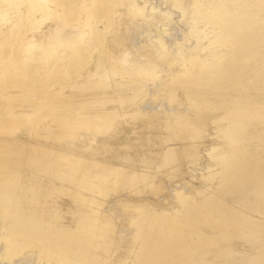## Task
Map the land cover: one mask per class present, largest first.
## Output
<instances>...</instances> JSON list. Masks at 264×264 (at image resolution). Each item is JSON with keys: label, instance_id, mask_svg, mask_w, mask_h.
I'll return each mask as SVG.
<instances>
[{"label": "rangeland", "instance_id": "1", "mask_svg": "<svg viewBox=\"0 0 264 264\" xmlns=\"http://www.w3.org/2000/svg\"><path fill=\"white\" fill-rule=\"evenodd\" d=\"M54 1L0 0V264H264V0Z\"/></svg>", "mask_w": 264, "mask_h": 264}, {"label": "bare ground", "instance_id": "2", "mask_svg": "<svg viewBox=\"0 0 264 264\" xmlns=\"http://www.w3.org/2000/svg\"><path fill=\"white\" fill-rule=\"evenodd\" d=\"M1 1H3L4 3L6 2V3H9L8 5H11L12 7H18V3L19 4H22V3H25V2H28L29 4H32L35 8H36V5H37V1L38 0H1ZM50 1V0H49ZM54 1V0H53ZM54 3H55V1H54ZM36 4V5H35ZM27 5V4H26ZM16 7V8H17ZM28 7H31L30 5L28 6ZM34 7H32V8H34ZM100 7V6H99ZM103 8L101 7V8H99V11L102 13L103 11ZM138 10H140V8H138ZM2 16V15H1ZM5 16V15H4ZM3 17V16H2ZM5 18V17H4ZM76 19V18H75ZM5 20V19H4ZM3 20V21H4ZM43 20V19H42ZM46 21V20H45ZM83 20H81V22H80V24H84L83 26L85 27L86 26V28H89V31L87 30V32H86V34H90V35H92L93 37H95L96 36V23H94V22H92L91 21V19L90 20H86V21H83ZM67 22H69V20H67ZM75 30V29H74ZM54 31V30H53ZM53 31L51 30V34H53ZM77 34V33H76ZM20 35V34H19ZM22 35V34H21ZM24 35V34H23ZM59 35V33H56V34H53L51 37H50V39H54V36H58ZM17 37V36H16ZM22 36H18L17 38L20 40V39H22L21 38ZM16 38V40L15 41H17L18 39ZM76 38L77 39H82L83 38V35L82 34H77L76 35ZM70 41V40H69ZM160 41H162V39H159V41H158V43L160 42ZM166 41V40H165ZM43 44H46V41H44V42H42ZM42 43H38V44H36V45H38V47H41V45H42ZM168 43V42H167ZM25 44H27V43H25ZM170 44V43H169ZM20 45V44H19ZM36 45H34V46H36ZM80 45V44H79ZM160 45V46H159ZM159 47H160V49H163V50H165V48H166V45H165V43L163 42H161V43H159ZM80 46H83V44L82 45H80ZM79 46V47H80ZM72 47V46H71ZM78 47V48H79ZM195 47H197V44L195 45ZM43 48V47H42ZM48 48V47H47ZM47 48H46V50L44 49H40L39 51H37V48L35 47V54L36 53H38V55H40V52H41V58H43L44 56H46L47 55ZM78 48H77V46H76V50H74L75 49V45H74V49H73V47H72V50L75 52L76 51V54L77 53H80V52H78ZM80 49V48H79ZM179 50V49H178ZM180 50H182V49H180ZM159 51V50H158ZM55 53V52H54ZM164 53V52H163ZM52 55V54H51ZM124 55V54H123ZM39 56V57H40ZM124 57V56H123ZM120 58V59H117V60H115V59H111V61H112V65H111V70H112V72H113V74H117V73H120V75L122 74V76H130V78H133L134 79V86L132 85V87H128V89L130 90V89H132L134 92L135 91H137L138 90V86L137 85H140L141 84V80H145L147 77V75L149 74L148 72L150 71L148 68H146L145 66H143L142 64H140V63H137L136 61H134V60H132V58H130L129 57V55L127 54L124 58ZM48 58V57H47ZM45 59V58H44ZM43 59V60H44ZM39 60V59H38ZM37 59H36V62L38 61ZM110 61V62H111ZM127 66L126 68L124 67V66ZM109 71V70H108ZM139 81V82H138ZM141 81V82H140ZM138 83V84H137ZM143 83V82H142ZM146 84V83H145ZM141 86V85H140ZM143 87V86H142ZM125 88H126V86H125ZM144 88V87H143ZM128 89L127 90H125V91H128ZM120 90V89H119ZM131 90V91H132ZM118 91V90H117ZM141 92V91H140ZM43 93V92H42ZM137 93V92H136ZM132 95H133V92H132ZM137 97V96H136ZM38 99H40L41 100V98L40 97H38ZM133 98H129L128 100H132ZM136 99V98H135ZM43 100H45V103H48V101L50 102V100H51V97H43ZM135 102V101H134ZM133 102V103H134ZM44 103V104H45ZM133 105V104H132ZM109 115H111V113H105V114H103V115H101V118L104 120V121H108L109 119H110V116ZM221 119H222V117H221ZM221 121V120H220ZM176 124L178 125V127H180L179 129H183L184 131H186V132H189V133H192V135H193V137H194V139H198L199 137L201 138V132L200 131H198V130H193L192 128H191V124H190V121H186L185 123H183L182 121H179V120H177L176 121ZM196 131V132H195ZM223 131V130H222ZM181 132V131H180ZM203 137V136H202ZM199 138V139H200ZM172 140H174V141H177V140H181L180 139V137L179 136H177V135H174V137H173V139ZM197 142V141H196ZM189 143V142H188ZM194 143V142H193ZM192 143V144H193ZM200 144V143H199ZM207 146V145H206ZM179 148V147H178ZM177 148V149H178ZM188 148V150H182L183 152H182V154L184 155V157L185 158H191V157H193L194 155H196L197 154V147L195 146V145H192V146H189V147H187ZM181 149V148H180ZM190 149V150H189ZM176 149H172L171 151H175ZM179 150V149H178ZM177 150V151H178ZM180 151V150H179ZM178 151V152H179ZM177 152V153H178ZM175 153V152H174ZM176 153V154H177ZM180 154V153H179ZM186 155V156H185ZM176 156H178V155H176ZM179 157V156H178ZM177 157V158H178ZM184 157H181V158H184ZM197 157V156H196ZM203 157V156H202ZM196 159H198V158H195L194 160H196ZM182 160V159H181ZM184 161V160H183ZM180 162V161H179ZM189 162H191V161H189ZM189 162H186V163H189ZM207 162V161H206ZM205 162V163H206ZM191 166V165H190ZM201 166V165H200ZM200 166H199V169H201L200 168ZM186 167V170L189 168V167H187V165L185 166ZM184 167V168H185ZM196 168H198V167H196ZM207 168H209V167H207ZM183 170V169H182ZM190 169H188V171H189ZM203 170H204V168H203ZM207 170V169H206ZM205 170V171H206ZM184 171V170H183ZM204 171V172H205ZM146 175V174H145ZM206 175V173H202V174H200V177H203V176H205ZM148 176V175H147ZM148 177H146V176H143V177H141V176H137V177H134V181H140V180H144V179H147ZM150 179L151 178H154V177H149ZM171 179V178H170ZM141 182V181H140ZM144 182V181H143ZM150 185V184H149ZM162 187H163V183L162 184H160ZM161 186H159V185H154L153 187H156V189L157 188H161ZM99 188H101V186L99 185L98 187H97V189L98 190H100ZM150 188V187H149ZM159 188V189H160ZM95 189V188H94ZM162 189V188H161ZM101 191V190H100ZM177 193V192H176ZM177 194H179V192L177 193ZM98 207V206H97ZM104 226V225H103ZM14 245H15V240H8L7 239V245H6V249L4 250V257L5 258H8V259H10V258H12L13 256H14V254H15V249H14ZM151 251H149V253H150ZM53 257H55V255L53 256ZM52 257V258H53ZM57 258V257H56ZM53 259H55V258H53ZM150 260L151 261H153V262H155V260H153L151 257H150ZM57 262V264H61V261L58 259H56V261H55V263Z\"/></svg>", "mask_w": 264, "mask_h": 264}]
</instances>
